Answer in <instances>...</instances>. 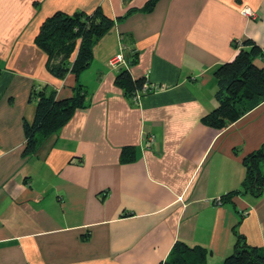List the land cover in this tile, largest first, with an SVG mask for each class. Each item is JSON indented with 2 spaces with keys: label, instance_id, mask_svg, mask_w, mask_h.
<instances>
[{
  "label": "crops",
  "instance_id": "0c3cea01",
  "mask_svg": "<svg viewBox=\"0 0 264 264\" xmlns=\"http://www.w3.org/2000/svg\"><path fill=\"white\" fill-rule=\"evenodd\" d=\"M148 1L0 0V264H158L178 242L223 264L237 236L264 247V189L227 196L242 190L243 158L264 142V103L223 129L202 122L217 106L214 70L244 39L262 48L254 63L264 67V0L142 9ZM244 6L258 17L241 15ZM96 7L115 21L90 64L53 76L34 43L42 20ZM120 51L126 66L110 67ZM121 69L159 88L134 102L115 84ZM77 84L84 107L24 155L31 92L64 99ZM124 147L131 161H120Z\"/></svg>",
  "mask_w": 264,
  "mask_h": 264
},
{
  "label": "trees",
  "instance_id": "16d2710c",
  "mask_svg": "<svg viewBox=\"0 0 264 264\" xmlns=\"http://www.w3.org/2000/svg\"><path fill=\"white\" fill-rule=\"evenodd\" d=\"M156 1L149 0L142 9L151 10ZM114 21L115 19L105 14L101 7H96L91 12L74 14L55 11L45 17L34 37V43L46 54L47 71L56 77H62L68 72L78 76L92 60L94 43L111 29ZM262 55V48L254 40L247 38L243 40L232 60L214 70L217 81V106L203 116L204 124L223 129L260 103H264V67L260 68L254 63V60ZM114 81L130 97L143 82L142 79H133L128 69H121ZM85 97L86 90L80 84L74 87L71 97L64 99H57L53 88L33 90L30 99L36 101L35 111L32 121L24 122L26 139L23 154H32L41 139L59 131L77 109L84 107ZM133 157L132 147L121 149V162L131 161ZM263 161L264 142L259 149L243 158L246 175L242 190L230 192L227 194L228 198L238 193H250L254 196L262 193ZM237 237L233 251L224 259L223 264H264V247L250 246L243 237ZM207 254L201 247L190 248L178 242L170 258L158 264H208Z\"/></svg>",
  "mask_w": 264,
  "mask_h": 264
},
{
  "label": "built area",
  "instance_id": "2783aa9c",
  "mask_svg": "<svg viewBox=\"0 0 264 264\" xmlns=\"http://www.w3.org/2000/svg\"><path fill=\"white\" fill-rule=\"evenodd\" d=\"M240 13L241 15H243L244 17L247 18H251V19H256L258 17V13L256 11H254L253 9L249 8V7H242L240 9ZM108 65L112 68H119L122 66H126V61H125V57L122 51H120L119 53L115 54L114 56L110 57L108 59ZM159 88V86L156 85H152L150 84L148 81L143 80L140 88L138 90H136L132 96L131 99L134 102H138L139 97L142 94L148 93V92H152L154 90H157Z\"/></svg>",
  "mask_w": 264,
  "mask_h": 264
},
{
  "label": "rangeland",
  "instance_id": "374dc122",
  "mask_svg": "<svg viewBox=\"0 0 264 264\" xmlns=\"http://www.w3.org/2000/svg\"><path fill=\"white\" fill-rule=\"evenodd\" d=\"M261 170L264 172V161L261 163Z\"/></svg>",
  "mask_w": 264,
  "mask_h": 264
}]
</instances>
